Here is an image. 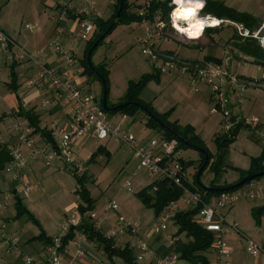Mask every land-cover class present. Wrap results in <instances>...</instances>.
I'll list each match as a JSON object with an SVG mask.
<instances>
[{
	"label": "rangeland",
	"instance_id": "obj_1",
	"mask_svg": "<svg viewBox=\"0 0 264 264\" xmlns=\"http://www.w3.org/2000/svg\"><path fill=\"white\" fill-rule=\"evenodd\" d=\"M46 0H0V28L6 32L14 41L21 46L26 41H29V46L35 52L38 46L35 45L34 37L39 28H43L49 24L50 12L46 8ZM55 2L54 15L51 20L55 24V18L60 11H71L77 14L78 10L83 6L79 0H67L65 3H60V0H52ZM72 1L79 4V8L72 7ZM224 3L226 6L235 9L238 12L248 13L257 18L262 24L264 20V0H210ZM132 11L138 13L144 6L147 0H130ZM95 10L98 18H103V21L110 19L115 10L116 2L114 0H94ZM113 3V5H112ZM70 8V9H69ZM38 13L40 15H38ZM204 14L201 13V16ZM131 24H117L111 33L103 40V42L95 49L91 56V64L97 66L104 63L108 69V88L106 101L108 106L118 104L123 101L128 90L130 81H138L145 75H153L149 79L142 92V100L151 103L155 112L159 114H167L169 122H177L181 127H191L194 133L201 139L204 148L211 155L216 153V145L214 137L223 132L224 116L220 110L214 108L215 101L211 97V91L208 86L203 83H193L188 74L181 75L178 68H173L170 72H165L154 75L153 62L145 57L141 52L140 44L137 38L141 36L138 27ZM32 26L33 30H28L26 26ZM51 25V23H50ZM260 26V25H259ZM69 32L77 33V27L74 30L68 29ZM211 34L213 37H211ZM184 36V35H183ZM183 36L173 32L169 26L165 30V35L162 38V43H165L162 48L172 50L166 51L168 54H175L178 60H187L189 62H206L214 61L195 60V58L208 56L212 59L218 56L222 59L220 63L229 66V72L234 77L244 81L250 79L256 81L260 85L264 78V67L253 63V59L245 57L239 53L235 47L236 38L239 37L236 30L231 25H223L217 31L205 33L204 36L196 41H188ZM240 38V37H239ZM165 39H167L165 41ZM74 53L81 61L83 58L86 42H81L78 39L71 42ZM45 56L50 60L56 58L53 48H45ZM44 55H41L43 57ZM230 61L227 63L226 58ZM181 58V59H180ZM45 61V59H43ZM28 63V62H27ZM219 63V64H220ZM25 67L20 69L18 74V90L26 89L27 75L22 74ZM9 70L5 66L0 67V133H4L7 123H3L2 116L9 115L13 107L16 106L14 92L9 89L10 82ZM86 91L96 100L100 101L103 87L100 80L94 76L84 75L82 84ZM23 93V92H22ZM235 95H231L230 99L235 101V104L240 107L243 120L256 118L259 126V138L264 137V89L256 87H248L243 93L235 86ZM21 96V95H20ZM39 109L40 101L35 104ZM227 109L232 117V109L229 101ZM114 115V114H113ZM111 116V115H109ZM128 130L140 141H149L154 138L160 140V135L145 126V114L138 111L133 116H128ZM105 146L111 152V157L102 156L95 160V163L83 167L87 176L85 184L86 189L95 199V208L92 214L98 212L105 213L108 216V222L102 224L101 232L108 237L115 232V244L118 247H123L129 244L131 247L137 244L138 241H147V234L150 232L151 226L155 219V213L152 209L146 208L136 198L135 194L153 182V179L146 176L144 173H135L137 161L133 159L129 148L125 145L116 144L114 141L95 142V147ZM180 157L184 161L192 162V166L187 169L189 184H192L193 176L197 172L196 167L200 162V152L192 148H180ZM264 153V143L261 140H256L252 135V130L249 127H242L235 140L231 143L227 154V164L231 168L219 178V182L233 183L238 179L241 171H247L250 168L251 159L262 157ZM264 166V159L262 161ZM121 171H126L123 176H120ZM69 182L63 181L66 191L62 194L52 196V191L44 193L42 200L37 202V209H34L30 204L29 194L23 196L25 206L37 215V219L44 225L53 222L58 216L63 213L64 206L69 203H75L78 197L76 189L78 184L71 173L67 172ZM213 176L208 170H205L201 176V183L208 186L210 179ZM129 182L128 192L124 187L125 182ZM259 185H264V177L255 180ZM238 190H246V185ZM199 192V191H198ZM114 201L118 206V211L107 209L109 202ZM235 206H241L237 211L239 218L237 222L241 223L239 230L247 232V221H254L252 211L254 208L260 207L259 200L240 199ZM118 216H123L130 222L137 223L135 233L123 231L120 233L121 227L117 223ZM61 224V221L59 222ZM30 233H36L38 229L28 223ZM59 224V225H60ZM111 226V227H110ZM166 232L177 234L178 227L173 221L169 222ZM188 241V236L185 233L180 234V244L184 245ZM244 241V240H243ZM91 248L83 251L89 264H108V258L103 252L102 246L96 243H90ZM96 244V245H95ZM95 245V246H94ZM133 248L134 255L137 253ZM3 249H0V264H9L12 259L5 256ZM205 255L212 263V255L210 251ZM146 261V260H145ZM144 261V262H145ZM9 262V263H8ZM115 264H124L123 260L118 257H113ZM182 262H178L181 264Z\"/></svg>",
	"mask_w": 264,
	"mask_h": 264
},
{
	"label": "built area",
	"instance_id": "obj_2",
	"mask_svg": "<svg viewBox=\"0 0 264 264\" xmlns=\"http://www.w3.org/2000/svg\"><path fill=\"white\" fill-rule=\"evenodd\" d=\"M79 1L83 8L78 10L77 14H74L77 16L76 34L68 30L70 18L68 17L67 10L60 11L55 18V29L51 46L60 60V64L56 66L45 64L41 59L40 51L29 52L19 47L0 28V66L23 62L30 63L36 72L34 76L26 81L27 88L50 87L55 92L56 98L70 108L69 119L65 126L60 127L57 122L51 125L50 131L53 142L46 141L45 143L38 144L32 137L33 130L29 125L16 123L17 140L7 145L11 161L4 170L6 172L15 170L17 174L20 169H27L35 162H40L45 167H52L55 160H60L65 169H75L78 173V152L75 148V143L78 140L91 139L100 142L112 140L116 144L125 145L129 148L133 159L137 161L135 173H144L146 176L152 178L153 181L167 180L172 186L180 189L182 192L180 198L170 202L164 208L157 221L152 224L150 229L151 235L164 234L168 229L169 222L173 221L178 212L183 211V207L186 210L197 209L195 221L206 231L213 234L211 247L213 260L211 264H231V249L223 237L228 230L239 232V229L236 223L229 222L226 211L239 199L249 198L253 200L258 197V193L252 189L221 192L204 201L203 195L200 192L192 191L185 185V182L189 183L187 169L182 165V161L184 160L180 157L176 141H166L161 136L160 140L150 139L146 142L140 141L124 127L125 122L128 120L127 115L118 114L117 121L115 122L108 119V115L101 108V103L77 83L79 59L72 48L65 46L67 38L87 42L95 32L94 20L98 16L94 8V0ZM150 1L147 0L141 10L136 13L139 17L143 18L146 15ZM169 7L171 8L170 14L173 8L176 7V5L172 4V0ZM202 11L199 13V16H207H201ZM169 14L168 21H164L162 15L157 12L153 16V21L141 19L140 22H136L142 30V35L137 41L140 44L141 52L153 62L157 71L165 73L170 72L173 68H178L181 75L189 73L191 81L194 84L203 83L208 86L211 91V97L215 101L214 108L223 113V133H226L234 125L227 109V104L230 96L236 94L235 86L238 85L241 93L249 86H257L262 89H264V86L261 84L257 85V82L253 80L242 81L234 77L230 74L227 64L223 65L222 63L217 64L212 62L196 63L178 60L176 59V54L172 55L161 51L160 46L162 38L165 35V30L169 26L172 28ZM218 20L222 23L217 28L223 25H231L241 39H254L260 46L258 39L253 38L251 33L257 32L264 25V20L255 31H250L243 27V25L228 20ZM161 23L166 26L161 28ZM26 28L33 30V27L30 25L26 26ZM172 30L178 34L173 28ZM245 31L249 33L247 37L243 34ZM178 35L183 36L181 34ZM259 35L264 37V31H260ZM183 37L188 40L185 36ZM261 50L264 54V48H261ZM229 61L230 58L227 57L226 62L228 63ZM49 104L50 101L48 100H44L41 103L42 107H46ZM243 122L245 125L253 127L258 126L259 123L256 118L246 119ZM102 132L105 135L102 136ZM0 144H4V142L0 140ZM124 187L128 192L132 193L128 181L125 182ZM28 191L29 187H25L20 193L26 194ZM1 208H4L2 204H0ZM107 209L117 212L118 206L112 201L108 203ZM90 218L92 221H95L96 215L91 213ZM80 222L81 216L77 208L70 211L59 225L58 236L52 240L51 245L45 248L46 255L44 259L36 261L33 257L26 256L22 264H74V262L64 263L60 252L61 238L71 227L78 226ZM117 223L121 227L120 233L124 230L135 233V228H137V223L130 222L123 216H118ZM4 229L5 226L3 224L0 225L1 238L5 237ZM259 229L264 235V220L260 223ZM108 237L112 239L116 238L115 232H112ZM166 238L172 244L177 241V238L174 236H167ZM132 247H135L137 251L134 255L137 264H144V261L152 253L149 243L144 240L138 241ZM246 250L250 256L259 258V264H264V244L246 238ZM84 256V252L79 250L74 258L81 259ZM178 262L179 255L174 253L165 258L157 259L154 264H178Z\"/></svg>",
	"mask_w": 264,
	"mask_h": 264
},
{
	"label": "trees",
	"instance_id": "obj_3",
	"mask_svg": "<svg viewBox=\"0 0 264 264\" xmlns=\"http://www.w3.org/2000/svg\"><path fill=\"white\" fill-rule=\"evenodd\" d=\"M115 10L109 20L103 21L100 18L94 20L95 24V32L92 37L86 42V47L84 49L83 58L80 61L81 66L83 68V75L94 76L100 82L105 83L106 88H108V69L104 63H101L97 66L92 67L93 69L89 68L86 63V55L89 52L90 48L93 46L95 41L104 33L107 29L111 19L115 16L117 9L119 7L120 0H114ZM171 0H151L150 6L147 10L146 15L141 18L135 12H133L132 5L133 3L130 0H122V10L119 15L118 20L114 24V26L109 30L108 34H106L105 38L111 33L113 28L120 23L124 24H131L140 22L141 19H147L153 21V16L155 13L159 12L164 21H168V14L171 8L169 7ZM202 13L204 15H211L217 19H224L228 20L237 24L243 25L246 29L250 31H255L258 29L260 22L254 16L244 13L238 12L233 8L226 6L222 2L218 1H210L206 0V6L204 7ZM68 17L70 19H76L75 16L71 11H68ZM218 28H208L206 33L217 31ZM104 38V39H105ZM103 39V40H104ZM103 40L93 49L92 54L94 53L95 49L103 42ZM235 47L239 53L244 55L245 57H249L253 59V63L264 67V54L258 42L254 39H241L239 37L236 38ZM208 61H214L215 63H220L218 59L207 58ZM17 64H12L9 66V75H10V82L8 85L9 89L12 90L14 93L18 91V74L15 71ZM95 72L99 75L97 76ZM159 74L158 71L154 69V75ZM153 75H145L138 81H130L128 84V90L122 103H129L126 107L117 109L114 112L106 113L107 115L113 114H124L127 116H133L138 111H142L145 114V126L158 133L164 140L166 141H176L178 150L180 148H192L191 146L201 148L206 151L203 146L201 139L194 133L193 128L181 127L177 122H169L167 118V114H159L155 112L151 103H147L140 98V94L145 87L146 82L151 79ZM264 81V78H263ZM101 103V100L99 101ZM118 104L112 105L117 106ZM108 105V103H107ZM16 117L23 118L27 121L29 127L34 129V133L40 134V136L46 140L47 142H53L52 135L50 132L40 129L39 123L40 118L33 110H24L21 105L18 106V111L15 114ZM234 122L232 128L222 134H217L214 137V143L216 145V153L215 155H211L208 153V162L204 166L201 176L205 170H208L209 173L212 174L213 178L210 179L208 184L211 188H225L231 185L227 184H220L219 178L221 175L226 171L229 167L227 164V154L228 149L231 143L235 140V137L238 131L242 127H248L244 124L243 121H238L234 118H231ZM160 123L164 124L169 130L165 131L161 126ZM176 137H180L181 139L185 140L188 144L185 145L177 140ZM193 149V148H192ZM103 149L100 147L97 150L96 155L102 153ZM264 159V153L262 157L259 158H252L250 168L247 171H241V180L242 178L258 173L264 172V166L262 165V161ZM11 161V157L7 150V144H0V173L4 171L7 164ZM204 162V155L200 153V162L196 169L198 170ZM182 165L185 169H188L192 166V162L190 161H182ZM72 176L75 178L78 188L76 189V195L78 196L79 203L77 205V210L81 216V222L78 226L71 227L69 231L61 238V247L60 252H63L65 248L68 246L70 242H72L75 238L77 233L83 235L86 240L100 244L102 246L103 252L106 254L109 263L108 264H115L113 262V257L121 258L124 264H137L135 262V256L133 252V248L126 244L123 247H117L115 245V241L112 238L106 237L97 227L95 226L94 222L90 218V214L93 212L95 208V199L91 196L89 191L86 189L85 184L87 182V176L85 173L78 174L75 170L69 171ZM196 174V173H195ZM195 174L193 176L192 184L185 182V185L192 191H199L203 195L204 201L209 200L211 197L216 196L220 193H206L204 192L195 181ZM259 179V178H258ZM238 180V181H239ZM257 180V179H256ZM237 181V182H238ZM255 181V180H254ZM253 182V181H251ZM251 182H248L242 186H245ZM240 186V187H242ZM240 187L231 190L236 191ZM228 191V192H231ZM182 192L180 189L172 186L170 182L167 180H155L147 187L140 190L138 193L135 194L136 198L142 203V205L146 208L152 209L155 213V217H158L164 210V208L172 201H176L180 198ZM15 210H16V217H21L22 215H27L28 219L37 223L33 218L32 214L27 210V208L23 205L22 199L18 196H15ZM197 209H189L185 211L178 212L174 219L173 223L175 226L178 227L177 235L182 233L187 234L188 241L184 244L182 250L180 251L179 260L186 262L188 264H210L209 259L205 255L206 252L211 251L212 242H213V234L206 231L202 228L196 221H195V214ZM254 217H259L264 214V207L255 208L252 211ZM35 240L42 242L44 245L49 246L52 244V239L47 237L44 232H41Z\"/></svg>",
	"mask_w": 264,
	"mask_h": 264
},
{
	"label": "crops",
	"instance_id": "obj_4",
	"mask_svg": "<svg viewBox=\"0 0 264 264\" xmlns=\"http://www.w3.org/2000/svg\"><path fill=\"white\" fill-rule=\"evenodd\" d=\"M65 2H67V0H60V3H65ZM45 4H46V8H48V11L50 12L49 13L50 22H48L49 24H47V26L43 28H39L37 31L38 34H36L34 37L35 45L38 46L37 51H40L41 55H44L43 53H45L44 51L46 47H50L52 36L55 29V24L51 20L52 16L54 15L55 2L52 0H46ZM72 7L78 9L79 4L75 1H72ZM38 15L40 14L38 13ZM104 18L105 17L100 19H104ZM76 23H77L76 19H70L68 22V29L70 30L76 29L77 26ZM132 25L138 27L140 30V34L142 35V30L140 26L136 23H133ZM211 37H213L212 34ZM139 38H137V41ZM166 40L167 39H165V41ZM71 42H74V40L71 38H67V40L65 41V46L73 49ZM15 43L19 47L25 49L26 51L31 52V50H33L32 47L29 46L30 43L29 41H26L23 46L18 44L16 41ZM164 44L165 43H161L160 46L161 51L163 52L172 51L162 48ZM55 56L56 58L50 61V63L47 62V60H50L48 56L44 55L43 57H41V59L47 65L56 66L60 64V60L56 54ZM207 58L209 57L203 56L202 58L197 57L195 58V60L204 61ZM215 58H218V60L222 59L218 56H215ZM43 59H45V61ZM1 66H5L9 70L10 65H1ZM23 67H25V69L22 72V74L27 75V80L35 75L36 70L32 67L30 63L27 62L17 64L15 69L17 74H19V71H21L20 69H22ZM244 81H250V79H244ZM83 82H84L83 68L79 60L77 83L79 84V86L84 87L82 85ZM260 84L264 86V81H261ZM142 92L140 94V98L142 97ZM19 93L20 90H18L17 93H14L16 106L13 107L9 115L4 114L2 116V118H4L2 120L3 123L8 122L5 132L2 134L0 133V140H2L5 144L9 145L16 142L17 140V132L15 130L16 123H23L28 125L26 120L15 116V114L18 111L19 105H21V107L24 110H33L37 115H39L40 118L39 128L41 130L44 129L51 133L50 127L53 123L57 122L60 127H63L68 122L70 108L67 105H64L62 101L56 98V94L52 88L47 86H39L36 88L26 87V89L21 91V94ZM44 100L50 101V104L47 105L46 107H42L41 105L42 101ZM39 101H40V107L42 109H39L37 106H35V104ZM228 101L233 112L231 118H234L236 121H243L242 113L240 112V107H238L235 104V101H233L232 99L229 98ZM117 116L118 114H114L111 116L108 115V119L115 122L117 121L116 120ZM223 125H224V121H223ZM124 127L128 130V120L125 122ZM248 127L252 130V135L255 136L256 140L257 141L261 140L264 143V137L259 138L257 135L259 134V126L256 127L248 126ZM32 130H33L32 137L38 144H42L46 142V140H44L40 136V134L34 133L33 128ZM106 141H112V140H106ZM95 142L98 143L100 141L91 140V139H81L75 143V148L78 152V156H77V164L79 168L78 174H83V173L86 174L85 170L83 171V167L84 166L87 167L89 164L95 163L96 159L102 156H105L106 158L111 157V152L108 151L107 148L102 145L100 146L103 149L102 153L96 155L97 150L100 147H98V145L95 147ZM70 170L65 169L63 163L60 160H55L52 167H45L40 162H35L32 163L27 169H20L17 174L15 170L12 172H6L4 170L0 173V204L4 206V208L0 209V225L3 224L5 226L4 229L5 237L4 238L0 237V249H3L4 251L3 254L5 256L7 255L12 259L10 263L8 262L9 264H22L23 259L26 256H31L36 261H40L44 259V256L46 255L45 248L47 246L44 245L42 242L35 240V238L41 232H44L45 235L51 238L52 240L56 238L59 233L58 231L60 224L59 222L62 221L70 211L77 208L79 199L78 197H76L77 201L75 203L66 204L64 206L63 213L60 216L54 219L53 222L50 221V223L44 225L36 218L37 215L34 214L32 210H29L25 206L22 197L29 194L30 204L34 209H37L36 207V205L38 204L37 202L43 199L44 193H46L47 191H52V196L67 192L65 185H63V181H66L67 183L69 182V179L66 174ZM125 173L127 172L121 171L120 176H123ZM15 176L16 178H14ZM238 176H239L238 179L236 181H233V183L231 184L236 183L241 178L240 173ZM220 184H222V182H220ZM223 184H227V183L224 182ZM231 184H227V185H231ZM25 187H29V191L26 194L20 193L21 190H23ZM251 189L258 193V197L255 199L261 202L260 207H264V185H259V183H257L256 181H253L246 185V190H251ZM15 196H18L22 199L23 205L27 208L30 214H32L33 218L37 223H34L33 221L29 220L27 215L16 217ZM244 199H249V198H244ZM236 202L233 204L231 208H229L226 211V214L229 217V222L236 223L239 229L241 223L237 222L236 220L237 218H239L237 211L241 209V206H235ZM182 209L183 211L186 210L184 207ZM95 215H96V220L93 222L101 231L102 224L108 222V216L107 214L101 212H98V214ZM159 216L155 217V219L156 218L158 219ZM252 217L254 221L249 220L245 223L248 226L246 233H244L241 230H239L240 233L235 232L233 230H228L223 237L225 242L231 249V256H230L231 264H259V258H254L250 256L249 253L247 252L246 238L251 239L257 243L264 244V235L259 229L260 223L264 220V214H262L257 218L254 217L252 214ZM28 223L34 225L38 229V231L33 234L30 233L29 231L30 226H28L29 225ZM167 236H171V237L174 236L175 238H177V241L172 244L167 240L166 238ZM146 240L150 245L152 253L147 257L144 264H154L157 259L165 258L174 253L179 254L184 246L180 244V235L172 234L169 232H165L164 234H160V235H151V233L148 232ZM90 243L92 242L86 240V238L83 235L77 233L75 235L74 240L68 244V246L65 248L63 252H61V256L63 258L64 263L74 262V264H89L86 258L79 259L74 257L77 251H79L80 249H83L85 251L87 249H90L92 247ZM210 254L212 255L213 258V254L211 251ZM180 262H182L181 264H188L186 262L179 260V263Z\"/></svg>",
	"mask_w": 264,
	"mask_h": 264
},
{
	"label": "clouds",
	"instance_id": "obj_5",
	"mask_svg": "<svg viewBox=\"0 0 264 264\" xmlns=\"http://www.w3.org/2000/svg\"><path fill=\"white\" fill-rule=\"evenodd\" d=\"M172 4L176 5L169 14L172 28L188 40H197L203 36L206 29L217 28L222 23L210 14L204 17L199 16V13L206 6V0H172ZM165 26L163 23L160 25L161 28ZM260 31H264V25L251 35L258 39L261 48H264V37L259 35ZM243 34L245 37L249 35L247 31ZM101 135L103 136L105 133L102 132Z\"/></svg>",
	"mask_w": 264,
	"mask_h": 264
},
{
	"label": "water",
	"instance_id": "obj_6",
	"mask_svg": "<svg viewBox=\"0 0 264 264\" xmlns=\"http://www.w3.org/2000/svg\"><path fill=\"white\" fill-rule=\"evenodd\" d=\"M122 10V0L119 1V7L117 9V12L115 14V16L111 19L107 29L104 31V33L95 41V43L93 44V46L90 48L89 52L86 55V63L88 65L89 68L93 69L92 65H91V53L93 51V49L105 38L106 34H108L109 30L114 26V24L116 23V21L119 18V15L121 13ZM95 74L97 76H99L96 72ZM102 87H103V92H102V96H101V108L105 113H109V112H114L117 109H121L126 107L129 103H122V104H118L117 106H113L110 107L107 105V101H106V96H107V88L105 83L102 80ZM160 126L165 130L168 131L169 129L162 123H160ZM178 141H180L181 143L187 145L188 143L181 139L180 137H176ZM194 150L199 151L200 153H202L204 155V162L203 165L197 170L196 174H195V181L196 184L206 193H221V192H228L231 190H234L248 182L254 181L258 178L264 177V172H258L249 176H246L244 178H242L241 180H239L238 182L232 184L231 186L225 187V188H211L209 186L203 185L200 181V175L202 173V170L204 168V166L207 164L208 162V154L205 150L198 148V147H194L191 146Z\"/></svg>",
	"mask_w": 264,
	"mask_h": 264
},
{
	"label": "bare ground",
	"instance_id": "obj_7",
	"mask_svg": "<svg viewBox=\"0 0 264 264\" xmlns=\"http://www.w3.org/2000/svg\"><path fill=\"white\" fill-rule=\"evenodd\" d=\"M182 35V34H181Z\"/></svg>",
	"mask_w": 264,
	"mask_h": 264
}]
</instances>
